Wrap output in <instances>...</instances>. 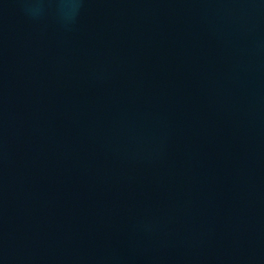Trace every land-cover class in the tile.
Here are the masks:
<instances>
[{
    "label": "water",
    "instance_id": "obj_1",
    "mask_svg": "<svg viewBox=\"0 0 264 264\" xmlns=\"http://www.w3.org/2000/svg\"><path fill=\"white\" fill-rule=\"evenodd\" d=\"M0 264H264V0H0Z\"/></svg>",
    "mask_w": 264,
    "mask_h": 264
}]
</instances>
